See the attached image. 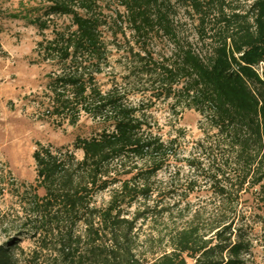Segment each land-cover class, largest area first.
Instances as JSON below:
<instances>
[{
	"label": "trees",
	"instance_id": "obj_1",
	"mask_svg": "<svg viewBox=\"0 0 264 264\" xmlns=\"http://www.w3.org/2000/svg\"><path fill=\"white\" fill-rule=\"evenodd\" d=\"M39 1L44 7L33 13L27 9L22 19L41 32L53 29V38L37 46L41 61L57 67L47 76L52 115L71 126L87 116L97 128L74 142L82 159L41 144L33 153L35 185L22 198L29 207L28 222L49 243L44 247L53 249L57 263L142 264L134 231L150 208L131 217L127 209L151 199L153 179L176 153L174 141L153 133L126 88L116 84L104 92L98 84L109 59L105 32L117 35L126 25L139 48L130 49L126 79L134 78L139 91L156 100L172 99L198 112L226 142L235 168L226 182L219 180L221 174L212 176L220 204L209 216L195 211L170 236L171 251L146 264H256L257 219L264 225V0H255L244 13L228 12L226 0ZM175 3L196 17L197 46L180 45ZM54 17H69L71 23L57 28ZM158 34L177 44L170 56H155L151 47ZM109 189L108 205L96 208L94 197ZM248 189L255 190L257 206L246 214L240 201ZM80 224L84 232L77 234ZM7 246L0 245V264H15Z\"/></svg>",
	"mask_w": 264,
	"mask_h": 264
},
{
	"label": "rangeland",
	"instance_id": "obj_2",
	"mask_svg": "<svg viewBox=\"0 0 264 264\" xmlns=\"http://www.w3.org/2000/svg\"><path fill=\"white\" fill-rule=\"evenodd\" d=\"M254 1L226 0L227 11L247 12ZM41 7L44 4L39 0H0V245L9 244L7 247L15 264H58L53 249L44 247L49 243L42 242L43 235H35L34 226L28 222L27 201L22 198L24 190L35 185L33 153L37 145L70 150L82 159V151L74 149L76 138H89L97 132L96 125L87 116L71 126L67 120L52 115V93L47 76L57 67L41 61L37 46L42 40L53 38V29L41 32L22 19L27 9L33 13L31 10ZM117 9L123 12L122 8ZM173 16L180 45L197 46L198 22L191 10L175 3ZM53 20L57 28L71 23L69 17ZM123 29L124 32L119 31L117 35L108 29L105 32L109 59L108 66L98 77V84L104 92L116 84L126 88L130 102L141 106L153 133L164 142L174 141L176 150L169 165L153 179L151 199L140 200L127 209L131 217L147 206L150 208L147 216L136 223L134 231L137 258L146 264L171 251L170 236L184 226L195 211L199 210L204 218L209 216L220 204L213 192L212 176L221 174L219 180L226 182L224 180L233 177L235 168L226 142L216 136V131L198 112L183 109L172 99L156 100L147 91H139L134 78L126 79L132 62L130 49L137 52L139 48L126 25ZM176 47V43L158 34L151 48L159 58L170 56ZM263 68L261 65L260 70ZM190 162L195 166L191 167ZM254 191L248 189L241 198V208L246 214L257 206ZM112 192L109 189L97 194L93 205L105 208ZM38 194L43 196L44 190L39 189ZM163 208H169L170 212L161 213ZM257 220L253 258L256 264H264V225ZM83 232L80 224L76 233ZM188 264L193 262L188 260Z\"/></svg>",
	"mask_w": 264,
	"mask_h": 264
}]
</instances>
